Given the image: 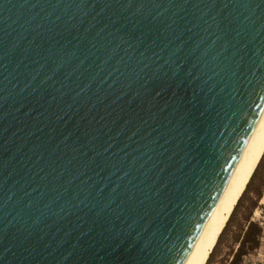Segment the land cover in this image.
<instances>
[{
  "label": "water",
  "instance_id": "water-1",
  "mask_svg": "<svg viewBox=\"0 0 264 264\" xmlns=\"http://www.w3.org/2000/svg\"><path fill=\"white\" fill-rule=\"evenodd\" d=\"M264 105V0H0V264H181Z\"/></svg>",
  "mask_w": 264,
  "mask_h": 264
},
{
  "label": "bare ground",
  "instance_id": "bare-ground-1",
  "mask_svg": "<svg viewBox=\"0 0 264 264\" xmlns=\"http://www.w3.org/2000/svg\"><path fill=\"white\" fill-rule=\"evenodd\" d=\"M263 154L264 105L181 264H206Z\"/></svg>",
  "mask_w": 264,
  "mask_h": 264
},
{
  "label": "rangeland",
  "instance_id": "rangeland-1",
  "mask_svg": "<svg viewBox=\"0 0 264 264\" xmlns=\"http://www.w3.org/2000/svg\"><path fill=\"white\" fill-rule=\"evenodd\" d=\"M259 190L260 197L256 201V206L250 208L251 203L256 200L255 193ZM248 212H250V220L258 222L262 226L263 232L260 238L259 249L245 257L244 260L248 264H264V158L260 163L259 169L254 179L251 182L250 188L243 194L240 203L236 207L230 223L225 228L224 232H221V237L219 236L220 241L218 242L217 240L218 244L216 242V249L211 259L208 263L206 262V264H222L223 258L229 256L232 249L236 248V242H234V238L238 234V227L242 223L243 217L247 215Z\"/></svg>",
  "mask_w": 264,
  "mask_h": 264
},
{
  "label": "trees",
  "instance_id": "trees-1",
  "mask_svg": "<svg viewBox=\"0 0 264 264\" xmlns=\"http://www.w3.org/2000/svg\"><path fill=\"white\" fill-rule=\"evenodd\" d=\"M263 158H264V154H263L262 158L260 159V162L258 163L255 171L253 172L243 194L250 188L251 182L254 179ZM243 194H242V196H243ZM255 195H256V200L251 203L250 208L256 206V201L260 197V190L257 191L255 193ZM242 196H241V198H242ZM241 198L238 200V202H237L232 214L230 215L229 220H228L226 226L224 227L222 233L224 232L225 228L230 223L232 216H233V213H234L236 207L238 206V204L240 203ZM262 232H263L262 226L258 222L250 220V212H248L247 215H245L243 217L242 223L238 227V234L234 238V242H236V248L232 249L230 255L227 254L229 256L223 258L222 264H248L244 260V258L247 257L248 255L254 253L257 249H259L260 238H261ZM220 237H221V235H220ZM220 237L218 239V242L220 241ZM218 242H217V244H218ZM216 246H214L212 252L210 253V256L207 260V263L211 259L212 255L216 249Z\"/></svg>",
  "mask_w": 264,
  "mask_h": 264
}]
</instances>
